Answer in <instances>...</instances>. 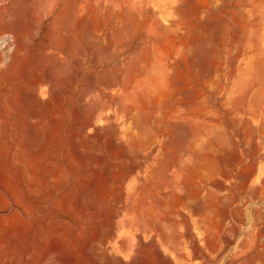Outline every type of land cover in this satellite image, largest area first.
Here are the masks:
<instances>
[{
	"label": "rangeland",
	"instance_id": "1",
	"mask_svg": "<svg viewBox=\"0 0 264 264\" xmlns=\"http://www.w3.org/2000/svg\"><path fill=\"white\" fill-rule=\"evenodd\" d=\"M0 264H264V0H0Z\"/></svg>",
	"mask_w": 264,
	"mask_h": 264
},
{
	"label": "bare ground",
	"instance_id": "2",
	"mask_svg": "<svg viewBox=\"0 0 264 264\" xmlns=\"http://www.w3.org/2000/svg\"><path fill=\"white\" fill-rule=\"evenodd\" d=\"M111 246V245H110Z\"/></svg>",
	"mask_w": 264,
	"mask_h": 264
}]
</instances>
